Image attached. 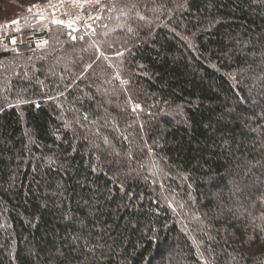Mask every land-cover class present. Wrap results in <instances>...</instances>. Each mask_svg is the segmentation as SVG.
I'll list each match as a JSON object with an SVG mask.
<instances>
[{
  "label": "trees",
  "instance_id": "16d2710c",
  "mask_svg": "<svg viewBox=\"0 0 264 264\" xmlns=\"http://www.w3.org/2000/svg\"><path fill=\"white\" fill-rule=\"evenodd\" d=\"M92 20L0 31V264H264V0Z\"/></svg>",
  "mask_w": 264,
  "mask_h": 264
},
{
  "label": "built area",
  "instance_id": "2783aa9c",
  "mask_svg": "<svg viewBox=\"0 0 264 264\" xmlns=\"http://www.w3.org/2000/svg\"><path fill=\"white\" fill-rule=\"evenodd\" d=\"M111 0H54L47 7V29L57 25L76 32L84 30L85 25L102 11ZM58 21L59 23H54Z\"/></svg>",
  "mask_w": 264,
  "mask_h": 264
},
{
  "label": "rangeland",
  "instance_id": "374dc122",
  "mask_svg": "<svg viewBox=\"0 0 264 264\" xmlns=\"http://www.w3.org/2000/svg\"><path fill=\"white\" fill-rule=\"evenodd\" d=\"M23 1V2H21ZM26 1V2H25ZM9 0L6 1L8 2V4L6 5L7 9H12L13 10V14L12 17L10 19H6V17L2 14L1 10L0 12V31L3 29H6L7 27L10 26H16L17 29H20V26L22 23L20 21L25 20L27 21L28 19L32 22L34 21L37 24H40V26L43 28L42 32H46L48 29V27L45 25L46 21L42 20L40 21L41 17L42 19L47 18V7L50 6L54 0ZM11 2H20L16 3L15 6H10L9 4ZM25 2V3H24ZM24 3V4H23ZM21 5L23 6L21 8ZM90 21H93L92 19ZM47 27V28H46ZM52 29V28H49ZM73 32V31H70ZM12 43H14L13 45H15L17 47V51H25L26 49H28V46L26 45V35H21L18 38H14L12 41ZM45 44L44 43H36V47H34L35 49L37 48H41L43 47Z\"/></svg>",
  "mask_w": 264,
  "mask_h": 264
},
{
  "label": "snow or ice",
  "instance_id": "6c2138e0",
  "mask_svg": "<svg viewBox=\"0 0 264 264\" xmlns=\"http://www.w3.org/2000/svg\"><path fill=\"white\" fill-rule=\"evenodd\" d=\"M54 23H59L58 21H54ZM137 107H139V106H137Z\"/></svg>",
  "mask_w": 264,
  "mask_h": 264
}]
</instances>
